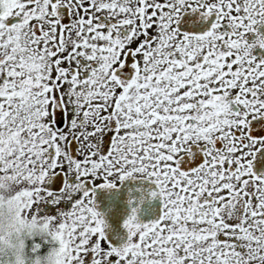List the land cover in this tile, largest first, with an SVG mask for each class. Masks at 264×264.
Instances as JSON below:
<instances>
[{
    "label": "snow or ice",
    "instance_id": "obj_1",
    "mask_svg": "<svg viewBox=\"0 0 264 264\" xmlns=\"http://www.w3.org/2000/svg\"><path fill=\"white\" fill-rule=\"evenodd\" d=\"M262 29L264 0H0V264H264ZM130 180L117 238L97 192Z\"/></svg>",
    "mask_w": 264,
    "mask_h": 264
},
{
    "label": "flooded vegetation",
    "instance_id": "obj_2",
    "mask_svg": "<svg viewBox=\"0 0 264 264\" xmlns=\"http://www.w3.org/2000/svg\"><path fill=\"white\" fill-rule=\"evenodd\" d=\"M264 30V29H262ZM257 51H261V50H257ZM261 54H264V52H262ZM260 167V166H259ZM142 182L140 181H126L125 185L119 190V192L113 191V192H105L103 190H100L97 192V200L99 203V206L102 210L104 209H110L109 213H108V221H109V225H110V235L114 236V237H119L123 234V229L121 227V222L122 219L124 217V215L126 214V204H125V193L127 191V188L129 187H135L137 185H141ZM142 186L146 189L148 187L147 182H143ZM119 194H121L123 196L124 199V204L123 206L119 205V202L117 201V197L119 196ZM150 203V205L147 207V211H150L151 216H153L157 211H158V201L156 200H152V201H146L145 205H148ZM143 207V205H142ZM141 212H142V208H141ZM141 215L142 219H148L150 217H146L144 218Z\"/></svg>",
    "mask_w": 264,
    "mask_h": 264
},
{
    "label": "water",
    "instance_id": "obj_3",
    "mask_svg": "<svg viewBox=\"0 0 264 264\" xmlns=\"http://www.w3.org/2000/svg\"><path fill=\"white\" fill-rule=\"evenodd\" d=\"M261 163H264V158H262L261 160H259V161L257 162V167H258V168H259V166H261ZM117 201L119 202V205H120V206H123V204H124V199H123V196H122L121 194H119V196L117 197ZM149 205H150V203H149L148 205H145V203L143 204L141 214H142V216H143L144 218H146V217H150V216H151L150 211H147V207H148Z\"/></svg>",
    "mask_w": 264,
    "mask_h": 264
}]
</instances>
